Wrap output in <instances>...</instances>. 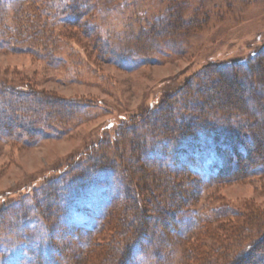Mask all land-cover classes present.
<instances>
[{"label":"rangeland","instance_id":"1","mask_svg":"<svg viewBox=\"0 0 264 264\" xmlns=\"http://www.w3.org/2000/svg\"><path fill=\"white\" fill-rule=\"evenodd\" d=\"M25 2L20 6L27 5ZM94 2L93 9L80 16L76 23L52 27L46 46L52 49V59L20 49L25 48L23 44L0 46L1 86H28L62 99L70 106L74 102L79 105L75 117H70L68 111V115L61 117L66 119V132L61 137L41 138L31 145L0 138V241L6 237L7 230L14 229L17 221L21 224L28 219L26 212H41L40 221L33 223L35 230L29 234L51 241L57 248L52 256L59 264H104L112 248L110 237L114 233V220L106 218L105 226L86 239L85 232L70 227L69 222H74V217L64 218V223L55 220L52 197L46 195L48 188L52 189V184L57 182L65 189L64 174L85 162L90 155L89 148L100 152L97 151L103 148L100 142L107 141L116 149L114 155L108 156L109 160L116 157V161H121L120 132L128 135L126 130L138 126L148 110H155L164 102L180 103L182 83L195 76L203 78L206 67L246 59L251 53L264 55V50L257 52L264 47V0ZM169 3L177 9L166 8ZM12 12L8 10L7 14ZM171 14L194 23L185 34L174 33L180 36L165 39L164 25ZM23 18L31 19L30 16ZM47 19L50 22V17ZM26 23L13 19V24L25 26ZM97 34L105 39L102 45L106 49L109 43L117 50L123 44L137 45L135 47L144 52V61L133 69L126 67L128 62L116 63L108 52L99 53V43L94 38ZM234 122L239 123L238 119ZM136 178L143 185V180L150 177ZM218 180L213 179L214 183H205L200 189L194 185L185 189L188 200L183 205L189 211L169 226L159 221L152 226L155 220L154 209L152 211L148 202L149 192L140 194L142 210L138 211V217L152 232L140 241L130 264H200L203 259L206 264L209 258L210 264H235L229 260L246 250L264 230V173L225 183ZM221 204L238 210L233 213L234 217L225 216L226 227L234 226L233 231L211 232L217 224L211 221L208 228L211 230L198 233L195 213L206 214ZM224 205L217 209H227ZM96 215V218L85 217L80 224L99 223L98 216L102 214ZM137 223L131 221L129 226L134 228ZM30 225L28 221L25 227ZM124 226L128 230V225ZM9 240L19 241L18 237ZM190 245L197 250L184 252ZM208 245L217 252L206 255ZM9 248L0 251L1 262L10 257ZM19 255L11 257L9 264L29 263L25 258L18 263Z\"/></svg>","mask_w":264,"mask_h":264},{"label":"trees","instance_id":"2","mask_svg":"<svg viewBox=\"0 0 264 264\" xmlns=\"http://www.w3.org/2000/svg\"><path fill=\"white\" fill-rule=\"evenodd\" d=\"M23 1L0 0V46L23 44L25 48L20 49L50 59L52 49L46 46L50 42L52 27L55 24L76 23L95 4L94 0H26L27 5L20 6ZM172 4L175 5V2ZM172 4L169 3L166 8L176 10L177 7ZM8 10L13 12L8 15ZM23 16H30L31 19H22ZM169 17L164 25L168 34L165 33V39L180 36L174 33L185 34L194 23L193 20H181V16L171 14ZM13 19L27 23L25 26L13 24ZM94 38L99 43V53L108 52L116 63L128 62L126 67L129 69L138 67L145 59L144 52L135 47L137 45L121 43L117 50L109 43L106 49L102 45L104 38L98 34ZM135 43L138 44L137 41ZM110 48L115 51H110ZM263 50L264 47L257 52ZM263 59V53H251L246 59L213 64L204 69L203 78L195 76L182 83L180 103L171 105L164 102L161 107L148 110L138 126L126 130L128 135L120 132L121 161H116V157H113L115 160L108 159L116 149L107 141L100 142L103 148L100 147L98 153L89 148L86 163L80 162L64 174L65 189L54 182L52 189L48 188L46 192L52 197L55 220L64 223V218L74 217V222H69L70 227L85 232L88 239L105 226L106 218H111L114 220V233L110 237L112 248L104 264H130L134 250L141 245L140 241L152 232L149 225L142 223L143 219L140 221L138 217V211L142 210L140 194L144 191L149 192L148 202L152 211L154 209L155 223L152 226L158 221L169 226L189 211L183 205L188 200L184 190L191 185L200 189L205 183H214L213 179L219 178L218 183H225L264 173ZM78 107L75 102L70 106L62 99L28 86L0 85V138L31 145L41 138L61 137L66 132V119L61 117L69 112L70 117H75ZM237 115L240 117L237 118ZM237 119L239 123L234 122ZM136 132L137 135H134ZM127 154L128 158L124 160L123 156ZM140 175L150 178L143 180L142 185L136 178ZM223 205H216L206 214L195 213L198 233L211 230L208 229L211 221L217 222L211 232L233 231L234 226L226 227L228 221L225 216L234 217L233 213L238 210L226 205L227 209H217ZM97 213L102 214L98 216L99 223L80 224L85 217L92 215L96 218ZM25 215L28 219L21 224L17 221L14 229L7 230L6 237L0 241V251L10 247L7 249L10 257L0 261V264H9L11 257L19 254L18 263L25 258L29 262L27 264H59L52 256L57 251L56 246L51 241L37 239L38 234H29L35 230L33 223L40 221L41 212L29 210ZM28 221L32 226L25 227ZM131 221L138 225L132 228L129 226ZM124 224L128 225V230H125ZM11 237H18V243L10 241ZM213 248L212 245L206 246L205 254L217 252ZM196 250L194 245H190L184 252ZM232 262L264 264V230L246 250L229 260V263ZM204 263L205 259L200 264ZM210 263L209 258L206 264Z\"/></svg>","mask_w":264,"mask_h":264}]
</instances>
